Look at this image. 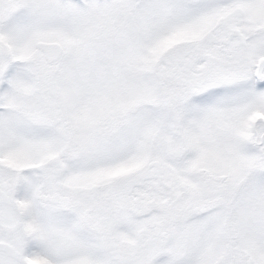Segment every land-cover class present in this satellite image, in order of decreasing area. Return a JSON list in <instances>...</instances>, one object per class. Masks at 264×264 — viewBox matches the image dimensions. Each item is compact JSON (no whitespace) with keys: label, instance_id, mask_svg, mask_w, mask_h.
Instances as JSON below:
<instances>
[{"label":"snow or ice","instance_id":"obj_1","mask_svg":"<svg viewBox=\"0 0 264 264\" xmlns=\"http://www.w3.org/2000/svg\"><path fill=\"white\" fill-rule=\"evenodd\" d=\"M0 264H264V0H0Z\"/></svg>","mask_w":264,"mask_h":264}]
</instances>
